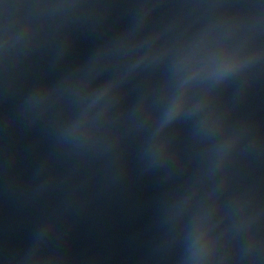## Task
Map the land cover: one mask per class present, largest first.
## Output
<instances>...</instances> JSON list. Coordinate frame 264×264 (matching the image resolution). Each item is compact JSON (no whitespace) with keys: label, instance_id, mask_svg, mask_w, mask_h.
Returning a JSON list of instances; mask_svg holds the SVG:
<instances>
[{"label":"water","instance_id":"95a60500","mask_svg":"<svg viewBox=\"0 0 264 264\" xmlns=\"http://www.w3.org/2000/svg\"><path fill=\"white\" fill-rule=\"evenodd\" d=\"M0 264H264V0H0Z\"/></svg>","mask_w":264,"mask_h":264}]
</instances>
